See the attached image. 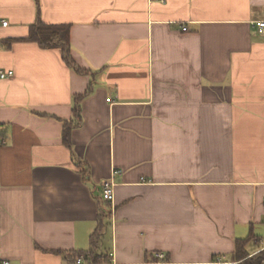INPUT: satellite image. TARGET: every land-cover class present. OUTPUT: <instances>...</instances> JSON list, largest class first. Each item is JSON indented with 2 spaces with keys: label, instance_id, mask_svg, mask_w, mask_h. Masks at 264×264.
<instances>
[{
  "label": "crops",
  "instance_id": "crops-1",
  "mask_svg": "<svg viewBox=\"0 0 264 264\" xmlns=\"http://www.w3.org/2000/svg\"><path fill=\"white\" fill-rule=\"evenodd\" d=\"M39 21L71 25L94 75L22 41ZM260 22L264 0H0V264L89 252L106 182L111 264H237L248 237L262 253ZM90 86L69 150L62 122Z\"/></svg>",
  "mask_w": 264,
  "mask_h": 264
},
{
  "label": "trees",
  "instance_id": "trees-1",
  "mask_svg": "<svg viewBox=\"0 0 264 264\" xmlns=\"http://www.w3.org/2000/svg\"><path fill=\"white\" fill-rule=\"evenodd\" d=\"M39 5V0H35ZM71 25L68 24H46L43 22H37L32 25L29 30V35L22 41L37 43L42 49L57 50L61 54L63 62L76 73L81 75H94L90 71L81 69L73 60L71 55ZM12 42V41H10ZM14 42V41H13ZM93 87L90 86L84 95L75 96L73 101V119L63 120L62 140L63 144L69 150H73L72 133L75 129L82 126V103L91 95ZM78 164H81L78 162ZM87 169H83V175L86 176ZM103 206V207H102ZM100 207L99 224L91 237L92 249L89 252L74 253L71 257L73 264H77V261L83 259L85 264H111L108 257L99 255L97 252L98 238L102 235L104 230V221L110 217V205L105 202ZM251 237L244 240H238L236 244V253L234 259L237 264H262L264 262V251L252 259H248L246 247L250 242ZM157 259H155L156 262ZM154 262V263H155ZM151 263V262H149ZM153 263V262H152ZM167 263V262H166Z\"/></svg>",
  "mask_w": 264,
  "mask_h": 264
},
{
  "label": "built area",
  "instance_id": "built-area-1",
  "mask_svg": "<svg viewBox=\"0 0 264 264\" xmlns=\"http://www.w3.org/2000/svg\"><path fill=\"white\" fill-rule=\"evenodd\" d=\"M7 26H8V22L3 21L2 27H7ZM258 28H259L260 32L264 35V22H260L258 24ZM185 30H186V28H184V31ZM13 76H14V73L12 71L5 72V71L0 70V80L8 79V78H11ZM102 200L104 202L113 204V202H114V184L112 182H106L103 185ZM110 256H112V255H110ZM77 264H85V262L83 259H80L77 261ZM152 264H168V263H166V261H165V255L158 254L157 255V262L152 263ZM262 264H264V262Z\"/></svg>",
  "mask_w": 264,
  "mask_h": 264
},
{
  "label": "rangeland",
  "instance_id": "rangeland-1",
  "mask_svg": "<svg viewBox=\"0 0 264 264\" xmlns=\"http://www.w3.org/2000/svg\"><path fill=\"white\" fill-rule=\"evenodd\" d=\"M100 242V241H99ZM98 252V254L99 255H103L104 257H106L107 258V255H105L104 253H102V252H99V251H97Z\"/></svg>",
  "mask_w": 264,
  "mask_h": 264
}]
</instances>
